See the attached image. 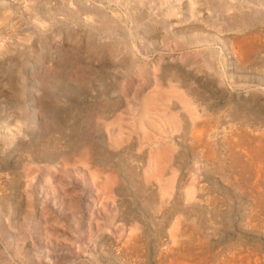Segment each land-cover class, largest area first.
I'll return each instance as SVG.
<instances>
[{"label":"rangeland","instance_id":"374dc122","mask_svg":"<svg viewBox=\"0 0 264 264\" xmlns=\"http://www.w3.org/2000/svg\"><path fill=\"white\" fill-rule=\"evenodd\" d=\"M182 261L264 264V0H0V264Z\"/></svg>","mask_w":264,"mask_h":264},{"label":"bare ground","instance_id":"6f19581e","mask_svg":"<svg viewBox=\"0 0 264 264\" xmlns=\"http://www.w3.org/2000/svg\"><path fill=\"white\" fill-rule=\"evenodd\" d=\"M154 6V5H153ZM22 8V7H21ZM120 9V8H119ZM249 39V38H248ZM5 40V39H4ZM243 45V44H242ZM250 48V47H249ZM246 50V49H245ZM240 51V50H239ZM248 52V51H247ZM244 54V53H243ZM249 54V53H248ZM251 56V55H250ZM244 60V59H243ZM157 96L159 99H162L163 102H160V100L158 99L157 101H155L153 98L154 96ZM174 97L176 98L180 103H182L183 105H185L187 107V110L189 112V114L191 115V117L193 118V121L197 119L198 117V113L195 109V106H193V98L192 95L189 94L186 91H182L180 89V87L178 86H172L169 90H167V92H161V91H156V93L154 95H152L151 97H147L146 101L144 102V105L146 107H148V111L145 112V115H142L141 120H144L145 118H148L147 116L152 115L154 116L155 114L153 113L154 110H157L160 107V104H168L170 99ZM151 107V108H149ZM150 109H152L153 111L149 112ZM153 113V114H151ZM168 118L170 119L171 122H173L175 124V127H181L183 126V117L175 112H170ZM151 123L153 126L156 127V122L154 119H151ZM202 124V123H201ZM200 125V124H199ZM197 125L194 127L196 128ZM200 128V127H198ZM240 129V128H239ZM224 132V131H223ZM226 132V131H225ZM232 132V131H231ZM204 133V132H203ZM202 133V134H203ZM227 136V135H226ZM225 138V137H224ZM228 139V137H227ZM261 139V137H260ZM204 140V139H203ZM261 141V140H260ZM207 148V147H206ZM246 152V151H245ZM260 156V155H259ZM171 155L169 153V149L163 150V151H157L153 154L151 161L153 164V171L155 172L156 175L161 176L164 173V170L166 168V166L168 165L169 159H170ZM63 164V163H62ZM244 164V163H243ZM254 166V165H253ZM107 178L112 181L114 180V176L113 175H107ZM175 182L174 178H170V180L168 181V183H166V186L164 187V193H168L170 188L172 187L173 183ZM75 187V186H74ZM168 191V192H167ZM186 195V194H185ZM190 197H194V193L193 195L190 194ZM79 202V201H78ZM93 204V203H92ZM96 207V206H95ZM179 225V223H178ZM136 226V225H135ZM135 228V227H134ZM179 228V227H178ZM183 232V231H182ZM175 233V232H174ZM136 235V233H135ZM135 235H131L129 240H132L135 238ZM174 236V235H173ZM173 241V240H172ZM241 253V252H240ZM187 254V253H186ZM178 255V254H177ZM193 255V254H192ZM186 257V256H185ZM184 257V258H185ZM175 260V259H174ZM238 261V260H237ZM180 262V261H179ZM191 262V261H190ZM209 262V261H208ZM185 262L182 261V264H184ZM231 263H233L231 261ZM166 264V263H165ZM181 264V263H180ZM190 264V263H188Z\"/></svg>","mask_w":264,"mask_h":264}]
</instances>
